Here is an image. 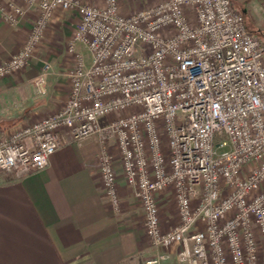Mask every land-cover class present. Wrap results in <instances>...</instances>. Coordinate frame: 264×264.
<instances>
[{
    "label": "built area",
    "instance_id": "obj_1",
    "mask_svg": "<svg viewBox=\"0 0 264 264\" xmlns=\"http://www.w3.org/2000/svg\"><path fill=\"white\" fill-rule=\"evenodd\" d=\"M33 8L38 17L23 47L0 64V80L30 65L57 14L75 12L70 92L56 113L0 134V170L46 169L63 131L77 142L96 136L108 202L120 212L119 161L159 251L145 264H163L171 252L182 264H259L264 45L244 14L231 0H158L128 13L119 0H0V18L17 26ZM77 44L89 49L90 65ZM52 69L44 63L39 94ZM168 192L179 223L164 230L160 199Z\"/></svg>",
    "mask_w": 264,
    "mask_h": 264
},
{
    "label": "crops",
    "instance_id": "obj_2",
    "mask_svg": "<svg viewBox=\"0 0 264 264\" xmlns=\"http://www.w3.org/2000/svg\"><path fill=\"white\" fill-rule=\"evenodd\" d=\"M36 10H29L17 26L0 18V64L23 47ZM78 21L75 12L57 14L45 35L48 43L30 65L0 80V134L39 121L65 104L72 59L51 40H71ZM45 62L53 69L42 95L35 81ZM72 137L69 131L61 133L62 145L44 170L29 174L0 170V264H145L146 253L153 256L159 251L147 239L143 210L123 178L120 162H115L121 198L116 212L103 189L99 139L77 142ZM169 198V192L161 196L163 208ZM173 204L175 211L161 213L164 230L179 223ZM259 260L264 264V252ZM163 264L182 263L171 252Z\"/></svg>",
    "mask_w": 264,
    "mask_h": 264
},
{
    "label": "rangeland",
    "instance_id": "obj_3",
    "mask_svg": "<svg viewBox=\"0 0 264 264\" xmlns=\"http://www.w3.org/2000/svg\"><path fill=\"white\" fill-rule=\"evenodd\" d=\"M83 1L88 2L90 4H94V5H103V0H83ZM119 1H120L121 11L124 13H128V11H130L131 9H135V7L138 6V4L139 6L140 4L142 6L144 3L145 4L149 3L151 5V3L156 4L158 0H119ZM231 3L238 11L244 14V17L246 19L247 28L256 37H258L259 40H261V42L264 45V7L262 3L258 0H231ZM35 17H36L35 18L36 20L38 17V13ZM52 26H53V23H51V25L49 26V29L47 30L46 34L49 32ZM51 42L54 43L53 46H55V49L62 51L64 54L67 53V55L70 56L71 59H73L72 58L73 55L70 54L69 48H68L70 47L72 43V39L66 42L59 41V40H51ZM46 43H48L47 36H45L43 44L40 47V49H38V52L42 50L41 48H43L44 44ZM74 48L76 52L80 53L83 56V61H85L87 65H90L91 64V53L89 49L86 48V46L83 44H79V45L77 44L76 47ZM73 66H74L73 61L70 60L67 71ZM172 198L173 197L169 198V202L166 203V206H164V208L161 205V213L165 212L166 214H168V212L175 211V206L173 204L175 203V201ZM151 255H152L151 253H148V254L146 253V256L150 257Z\"/></svg>",
    "mask_w": 264,
    "mask_h": 264
},
{
    "label": "water",
    "instance_id": "obj_4",
    "mask_svg": "<svg viewBox=\"0 0 264 264\" xmlns=\"http://www.w3.org/2000/svg\"><path fill=\"white\" fill-rule=\"evenodd\" d=\"M0 132H1V129H0Z\"/></svg>",
    "mask_w": 264,
    "mask_h": 264
}]
</instances>
